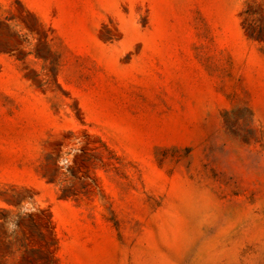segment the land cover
<instances>
[{
  "label": "rangeland",
  "instance_id": "374dc122",
  "mask_svg": "<svg viewBox=\"0 0 264 264\" xmlns=\"http://www.w3.org/2000/svg\"><path fill=\"white\" fill-rule=\"evenodd\" d=\"M210 260L264 264V0H0V264Z\"/></svg>",
  "mask_w": 264,
  "mask_h": 264
},
{
  "label": "clouds",
  "instance_id": "9594fccd",
  "mask_svg": "<svg viewBox=\"0 0 264 264\" xmlns=\"http://www.w3.org/2000/svg\"><path fill=\"white\" fill-rule=\"evenodd\" d=\"M185 207L193 213L198 220L197 234L187 237L185 243L191 247L198 238L205 234L206 230L217 228L221 215V205L216 201L214 196L206 189L195 186H190L184 193ZM251 210H241L235 220H226L224 226L220 227L215 236L207 237L201 248V253H207L210 256L217 253V249L223 242V239L228 236L239 224L252 221ZM209 264H215V261L210 260Z\"/></svg>",
  "mask_w": 264,
  "mask_h": 264
}]
</instances>
